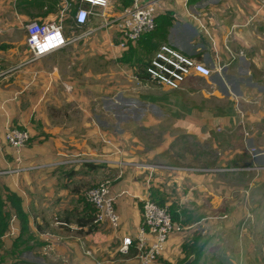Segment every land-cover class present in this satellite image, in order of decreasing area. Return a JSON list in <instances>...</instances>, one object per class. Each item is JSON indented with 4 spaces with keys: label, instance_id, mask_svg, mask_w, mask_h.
I'll return each instance as SVG.
<instances>
[{
    "label": "crops",
    "instance_id": "1",
    "mask_svg": "<svg viewBox=\"0 0 264 264\" xmlns=\"http://www.w3.org/2000/svg\"><path fill=\"white\" fill-rule=\"evenodd\" d=\"M156 1L159 13L171 11L176 17L169 28L166 42L211 69L208 76L196 74L193 77L210 81L211 91L208 94L221 100L224 109L227 108L225 105L237 110L245 108L239 114L240 120L241 117L243 120L239 121L244 126L246 119L251 128H244V138L241 136L239 142L234 138L228 139L227 144L234 150V155H228L226 163H230L231 167L239 164L240 155L245 153L256 163L249 165L250 168L260 174L264 171V146H247L246 141L251 139L260 143L263 133L259 128H253L255 124L264 123V3L260 0ZM114 7L110 5L99 11L98 15H90L86 25L72 32H66V27L64 29V35L69 36L94 28L89 37L71 42L19 67L30 58L26 36L11 32L15 22H6L5 10L8 6L0 3V170L13 164L14 151L5 140V132L10 127L29 132L30 142L24 148L23 157L25 161L40 166L17 175H0V195L7 187L21 196L30 226L29 240L19 243L17 249H11L14 239L3 240L0 264H138L134 246L130 247L128 254L121 252L120 246L126 237L135 242L142 201L150 198V189L157 182L163 184L162 189L158 188L163 192L167 190L165 184L173 183L178 196L183 195V182L191 187L190 191H186L187 197L176 202L174 215L179 230L169 237L156 264H182L187 260H184L182 246L193 244L195 238L200 243L205 242L203 255L196 264H213L211 261L214 258L222 264H261L258 258L262 255L264 244L257 245L248 232L256 226L264 227V220L256 218L254 222L253 218L250 222L246 214L244 217L238 214V219L234 215L236 210L242 209L246 194L256 188L257 181L249 183L248 190L244 185H230L222 179L229 173L248 171L204 168L210 170L191 173L180 170L173 173V177L166 175L161 178H154L153 173L149 179L148 171L133 165L125 166L120 171L112 164L59 163L66 158L103 157L93 151L92 144L97 142V133L93 136L90 132L87 134L91 135L90 141L82 134L85 126L95 125L99 129L102 126L101 111L88 114V110L94 106L92 100L96 107L97 99H101L102 105L116 116V124L120 115H124L118 109L124 105L123 101L127 102L121 110L127 115L132 113L128 117L136 121L134 115L139 108L136 107L135 98L109 90V94L103 96V86L95 81L102 78L101 71L106 67L104 62L115 63V68L118 63L114 61L118 58L116 29L113 25L102 26L106 19L118 15L120 9ZM31 14V20L37 21L55 17L53 13L45 14L37 9L20 13L23 19ZM192 15L205 23L208 35L198 31V23ZM198 55L200 57H196ZM110 72L114 73L113 70ZM154 106L158 111L157 118L148 119L153 123L165 116L159 105L153 103L146 107L143 104V111L148 107L155 110ZM251 111L256 112L257 116ZM223 126L228 134H232L235 127L238 129L229 115L224 117ZM216 130L212 129V134ZM262 139L264 142V137ZM233 140L235 145L231 146ZM115 175L111 191L116 197L119 225L116 228L107 223L93 225L90 222L92 209L83 205L85 185L92 179L104 176L113 178ZM220 190H225V194L218 195L217 199L226 201L231 208L229 215L224 212L221 217L223 221L219 224L228 232L220 230L221 241L216 245L213 233L206 230L213 223L208 221V199H203V196L211 198ZM232 191L239 195L232 198ZM252 221L254 223L250 226ZM15 229L18 235L19 226L16 225ZM217 246L218 251L211 249Z\"/></svg>",
    "mask_w": 264,
    "mask_h": 264
},
{
    "label": "rangeland",
    "instance_id": "2",
    "mask_svg": "<svg viewBox=\"0 0 264 264\" xmlns=\"http://www.w3.org/2000/svg\"><path fill=\"white\" fill-rule=\"evenodd\" d=\"M0 3H4L6 7L8 6L5 10L6 22L10 23V21H13L16 23L12 25L14 28L11 32L16 35H18V33L25 34L26 36V33L23 30V25H25L28 20L30 21L31 18H33L31 17L32 14L27 16L25 19H23L20 15V13L27 12L25 9L27 7L26 3L23 0H0ZM112 5L115 6L114 8L117 7L120 9L118 14L122 13L125 8L120 7V0L112 1L111 6ZM175 18L176 17L173 16L174 20ZM65 25L67 32V30H70L71 24L66 21ZM196 27L199 31V26L196 25ZM199 32H202V34L206 36L203 30ZM124 52L119 53L118 58L114 60L115 62L118 61V63H116V68L114 67L115 63L110 61L104 62L106 67L103 71H101L102 78L95 79V81H97L99 85L103 86V96L107 95L106 93H108L107 91L109 90L119 91V93H122L125 97L135 98L136 107L139 108V110H136V114L134 115V119H136V121H133L128 117L132 113L127 115L124 110V112L121 110L126 107L124 105L127 104V102L123 101L124 105L118 109L119 113H124V115H120L121 118L119 123L117 122L116 124L117 118L112 114V110H108L105 106H103L102 101H100L101 99H97L96 107L94 100H92V105L94 106L92 107V110H88V114L91 113L93 115L94 112L98 113L101 111L103 120L102 126L100 127L101 129L95 125L85 126V132H82V134H85V139L88 137L87 141H90L89 139L91 135L93 136L94 133H97V142L92 144L94 145L93 151H96L95 153L97 154L103 155L105 158L110 157L114 159L116 163L112 166L117 167L120 171L125 166L143 163L155 165L159 170L155 172L154 178H161V176L166 175L168 177H173V173L179 171L178 168L180 167V169L193 167L195 169H220L221 167H231L230 163H226V157H228V155L233 156L234 150L227 144L228 139L234 138L236 142H239L241 138H244V128L245 130H249L251 128L248 126L249 122L246 121V119L244 126L240 123L243 119L241 117L240 120L239 114L240 112H243V110L245 111V108L242 109L240 107L239 110H237L231 107V105H225L227 108L224 109L223 102L221 100H218L213 95L208 94L211 91L210 81H205L200 78L192 77L185 84H183L181 88L176 90L169 89L155 82L139 81L135 77V72L137 71V68L134 66L135 62L130 61L124 63L120 61ZM135 57L136 56L133 57L134 60ZM145 61H147V59L143 60V62ZM20 66L23 65L19 64V67ZM110 70H113L114 73L111 74ZM106 72L107 74H105ZM63 87L66 90V84L63 83ZM149 103L159 105L163 113H165V116L161 117L160 120H157V122L154 123L149 121L148 119L157 118L156 113L158 112L156 111L157 108L155 106V110H152L151 107L149 109L148 107L145 108V111H143V104L146 107ZM232 109L235 110L232 111ZM251 113L254 112L251 111ZM226 115L230 116L233 124L238 125V129L235 127L236 129L232 132V134H228L227 131H224L223 119ZM254 116H257L256 112L254 113ZM58 117L61 116L58 115ZM258 119L259 118L256 119V122ZM239 125L241 128H239ZM216 126H220V128H217ZM231 128L234 129V126L232 125ZM258 128L263 131L261 134V142L259 143L255 140L253 142L249 139L246 141L247 146L250 144H254L255 146H264L262 139L264 137V123L261 122V125L255 124L253 129L257 130ZM212 129H217L213 132L215 135L212 134ZM89 132L91 135H87ZM100 133L101 136H99ZM234 140L230 143L231 146L235 145ZM124 162L133 164L125 165ZM253 164H256L254 162V158L252 159L250 155L247 156L243 153L240 155L239 164L232 165V167H245L248 172H234L223 176V178L220 177L229 182L230 185L239 183L246 186V189L248 190V184L257 181L256 188H253L251 193L246 194L247 197L244 198L245 203L242 204V209L236 210L234 214L237 215V219L239 218L238 214L241 213L243 217L245 216L244 214H246V219H249L250 222L253 218L254 222L256 221V218L264 220V171L260 174L255 173L256 171L254 168H250L251 166H249ZM102 165L107 164L102 163ZM163 167L169 168L163 169ZM115 178L116 175L113 178L112 176H104L103 178L100 177L97 179L91 178V182L85 185L83 205L85 207L87 205L91 207L92 215L95 212L92 205L87 200V191L89 188L105 179H109L112 182ZM183 183L182 196L177 195L179 192L176 189V185L174 187L173 183L165 184L164 188L167 189L165 190L167 193L161 191L162 195L165 197L164 204L161 206L167 205V210L171 217L174 212L176 202L178 200L180 201V199L185 196L186 191H190L191 185L186 182ZM153 184L154 185L152 187L155 188H161L163 185L161 182ZM217 193L218 194L212 195L211 198L203 196V199H208V221L213 223H208L209 225L206 230L207 232L213 233V240L216 245L221 241L220 230L223 233L228 232L227 229H223V227L219 224L223 221L221 217L224 212L226 211L229 215V208H231V206L227 205L226 201L220 200V198L219 200L217 199V197H219L218 195L225 194V190H220ZM231 194L232 198L239 195L236 191H232ZM189 200L190 199H188V201ZM173 221L175 220L173 219ZM254 222L252 221L250 226H252ZM203 223H206V221H203ZM236 227L241 228V226L238 225H236ZM240 232L242 231L240 230ZM248 233L250 234L253 242L256 240L255 242L257 245L264 244V227L261 226L257 228L256 226ZM218 247L219 246L212 247L211 249H216L218 251ZM261 253L262 255H260L258 259L261 264H264V250H262ZM211 262H213V264H222L217 262L215 258Z\"/></svg>",
    "mask_w": 264,
    "mask_h": 264
},
{
    "label": "built area",
    "instance_id": "3",
    "mask_svg": "<svg viewBox=\"0 0 264 264\" xmlns=\"http://www.w3.org/2000/svg\"><path fill=\"white\" fill-rule=\"evenodd\" d=\"M112 1L119 0H79V8L73 14L74 23L70 25V31L86 25L90 15H98L99 11L108 8ZM130 6L125 7L123 12L106 19L102 26L113 25L118 34L117 44L115 45L117 55L128 50L130 46L136 45L140 37L151 32L156 27V17L158 12V3L156 0H131ZM264 3V0H260ZM77 3V0H59V10L51 20L38 22L30 20L25 23L26 45L30 52V58L22 65L34 61L39 57L57 50L71 42L89 37L94 28H88L85 31L72 35H64L66 27V14ZM192 18L198 23L199 31L208 35L207 26L198 19L196 15ZM2 29L0 27V33ZM202 33V32H201ZM211 69L194 57L185 54L180 49L174 47L168 42L162 43L155 54L149 60L145 74L150 82H155L169 89H179L191 77L196 74L208 76ZM3 74V73H2ZM29 132L26 129L10 127L5 132V140L14 151L13 164L4 170H0V175H17L34 168L40 167L24 160L23 151L29 141ZM81 162L114 164L116 161L105 157H75L66 158L59 161L60 164H72ZM125 165L133 163L124 162ZM137 169L148 171L149 179L152 174L159 169L155 165L137 164L133 165ZM169 167H163V169ZM181 168V167H180ZM178 170L184 172H207L210 169L183 168ZM214 171H241L247 170L245 167H221L213 169ZM212 171V170H211ZM87 200L94 207L93 223L99 225L107 223L110 227L116 228L120 222V216L115 208L116 197L111 191V180L105 179L92 186L87 191ZM63 224V222H62ZM17 220L12 216L8 230L1 239H14L17 235L15 226ZM179 230L178 224L173 221L167 210V205L161 206L153 202L150 198L142 201L141 221L135 237V242L126 237L122 239L120 251L128 254L133 245L136 251L135 258L138 264H156L163 253L169 237ZM134 243V244H133ZM88 254H90L87 251ZM241 264V263H233Z\"/></svg>",
    "mask_w": 264,
    "mask_h": 264
},
{
    "label": "trees",
    "instance_id": "4",
    "mask_svg": "<svg viewBox=\"0 0 264 264\" xmlns=\"http://www.w3.org/2000/svg\"><path fill=\"white\" fill-rule=\"evenodd\" d=\"M29 9L42 10L45 14H57L59 7V0H23ZM21 2V1H20ZM132 3L131 0H120V7H128ZM79 0L73 5V7L66 14V21L70 24L74 23L72 20L73 14L79 8ZM38 22H43V20H38ZM174 19L171 11H166L164 13H159L156 17V27L151 32L143 34L140 39L137 41L136 45L130 46L127 51L124 52L123 56L120 58L122 62L134 61V66L137 68L135 72V77L139 81L148 82L149 79L145 74L146 66L151 59V57L158 50L159 46L162 43L167 41V35L169 28L173 25ZM135 57V60L133 57ZM200 57V55L196 56ZM133 59V60H132ZM144 59L147 61L143 62ZM30 141V140H29ZM29 141L27 144H29ZM151 196L150 199L157 203L158 205H163L165 201L164 195L158 188L151 187L150 189ZM94 212L95 209L92 207ZM12 216L16 217L17 225L19 226V233L14 238V244L11 249H17L19 243L22 244L29 240L30 238V226H29V217L22 205L21 196L11 191L9 188L4 187L0 195V237H3L6 231L9 228L10 221ZM172 218L175 220L174 212L172 213ZM94 214L91 215L90 222L93 223ZM3 242V239L0 240V246ZM205 247V242H199L197 238L193 240V244L183 245V250L185 251V259L193 255L195 260L191 264H196L199 259L202 257L203 249Z\"/></svg>",
    "mask_w": 264,
    "mask_h": 264
},
{
    "label": "water",
    "instance_id": "5",
    "mask_svg": "<svg viewBox=\"0 0 264 264\" xmlns=\"http://www.w3.org/2000/svg\"><path fill=\"white\" fill-rule=\"evenodd\" d=\"M194 260H195V257L193 255H191L182 264H191Z\"/></svg>",
    "mask_w": 264,
    "mask_h": 264
}]
</instances>
